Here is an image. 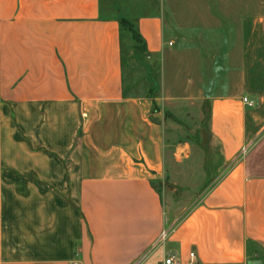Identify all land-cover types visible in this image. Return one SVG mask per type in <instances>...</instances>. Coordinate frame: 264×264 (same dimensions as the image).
<instances>
[{
    "label": "crops",
    "instance_id": "1",
    "mask_svg": "<svg viewBox=\"0 0 264 264\" xmlns=\"http://www.w3.org/2000/svg\"><path fill=\"white\" fill-rule=\"evenodd\" d=\"M162 1L0 0V264H264V0H168L169 30ZM122 20L209 105L222 168L180 213L167 97L125 88Z\"/></svg>",
    "mask_w": 264,
    "mask_h": 264
},
{
    "label": "rangeland",
    "instance_id": "2",
    "mask_svg": "<svg viewBox=\"0 0 264 264\" xmlns=\"http://www.w3.org/2000/svg\"><path fill=\"white\" fill-rule=\"evenodd\" d=\"M168 7L169 1L163 0L162 13L167 30L171 25ZM187 56L186 52L181 53L184 65ZM123 59L124 84L130 94L167 97L164 104L166 144L175 164L160 190L167 194L163 197L164 204L175 206L176 213H180L211 186L222 168L219 150L212 144L208 128V102L200 98L197 78L187 91L192 69L184 66L173 69L168 55L162 59V68L159 60L153 63L138 53L134 39L133 42L125 39ZM198 72L200 74L199 69ZM187 95L193 98H184Z\"/></svg>",
    "mask_w": 264,
    "mask_h": 264
},
{
    "label": "built area",
    "instance_id": "3",
    "mask_svg": "<svg viewBox=\"0 0 264 264\" xmlns=\"http://www.w3.org/2000/svg\"><path fill=\"white\" fill-rule=\"evenodd\" d=\"M171 43L169 42V45ZM243 103L245 105H247L248 107H253L255 106V102L251 99H248L247 97H243ZM164 238V233H162L161 235V238H160V241H162V239ZM189 258L191 260H193L194 258V253H189ZM71 264H77L76 262H72ZM163 264H175V260L173 257H168V258H165V260L163 261Z\"/></svg>",
    "mask_w": 264,
    "mask_h": 264
},
{
    "label": "trees",
    "instance_id": "4",
    "mask_svg": "<svg viewBox=\"0 0 264 264\" xmlns=\"http://www.w3.org/2000/svg\"><path fill=\"white\" fill-rule=\"evenodd\" d=\"M121 25H122V28H126V29H129V31H131L133 39L138 44L140 42V38H139L138 34L136 33V30L134 29V26L130 22L126 21V20H122L121 21ZM137 49H138V51L142 50V47H137Z\"/></svg>",
    "mask_w": 264,
    "mask_h": 264
},
{
    "label": "water",
    "instance_id": "5",
    "mask_svg": "<svg viewBox=\"0 0 264 264\" xmlns=\"http://www.w3.org/2000/svg\"><path fill=\"white\" fill-rule=\"evenodd\" d=\"M248 264H251V263H248Z\"/></svg>",
    "mask_w": 264,
    "mask_h": 264
}]
</instances>
